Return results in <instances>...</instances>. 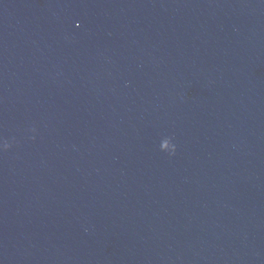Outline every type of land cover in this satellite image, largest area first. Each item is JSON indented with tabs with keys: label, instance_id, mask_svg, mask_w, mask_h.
<instances>
[{
	"label": "water",
	"instance_id": "1",
	"mask_svg": "<svg viewBox=\"0 0 264 264\" xmlns=\"http://www.w3.org/2000/svg\"><path fill=\"white\" fill-rule=\"evenodd\" d=\"M0 264H264V0H0Z\"/></svg>",
	"mask_w": 264,
	"mask_h": 264
}]
</instances>
